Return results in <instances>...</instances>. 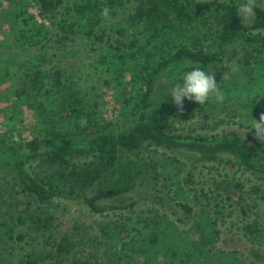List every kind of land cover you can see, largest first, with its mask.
Listing matches in <instances>:
<instances>
[{
  "label": "rangeland",
  "instance_id": "374dc122",
  "mask_svg": "<svg viewBox=\"0 0 264 264\" xmlns=\"http://www.w3.org/2000/svg\"><path fill=\"white\" fill-rule=\"evenodd\" d=\"M76 1L65 0L51 20L38 15L34 0H0V141L42 136L50 121L76 133L73 121L59 120V100L38 96L29 101L14 93L6 95L40 71L48 72L52 82L59 76L82 98L91 125L84 132L117 133L134 124L145 91L143 48L155 43L141 24L134 30L127 21L139 0H115L111 20L102 17L94 27L75 26L72 33L64 21L72 19ZM212 1L183 0L189 17L175 19L177 28L170 33L167 49L184 44L192 50L220 53L225 71L217 82L226 99L222 104L210 99L198 104L192 115L175 114L165 121L171 131L182 134L212 135L235 129L255 136L253 119L264 113V29L225 39L220 11ZM256 4L264 9V0ZM243 20L250 24V18ZM233 60L240 66L238 73L230 71ZM122 157L144 163L147 170L146 180L129 194L137 205L95 214L71 200L54 203L53 235L66 234L77 242L66 263L264 264V179L258 174L212 164L193 167L181 155L154 147ZM189 169L195 187L206 197L195 199L188 189L184 180ZM28 170L39 172L41 165L32 161ZM7 176L10 173L0 169L1 184ZM156 196L163 205L154 202ZM7 199V204L0 199V214H6L8 203L13 210L16 207L14 200ZM177 203L188 205L190 216L179 207L173 214L171 206ZM40 241L36 238L10 252L6 247L4 255L18 264L25 249L40 253L47 249Z\"/></svg>",
  "mask_w": 264,
  "mask_h": 264
},
{
  "label": "trees",
  "instance_id": "16d2710c",
  "mask_svg": "<svg viewBox=\"0 0 264 264\" xmlns=\"http://www.w3.org/2000/svg\"><path fill=\"white\" fill-rule=\"evenodd\" d=\"M64 1L34 0L38 15L51 20L60 12ZM212 2L220 11L218 21L225 31V39L241 37L245 31L264 29L262 7L257 5L255 15L247 24L237 15L239 5L245 0ZM103 3L110 9L115 0H77L72 4V19L64 21V25L72 33L75 26L94 27L102 19ZM188 17L183 0H139L128 14L130 26L135 30L141 24L155 43H150V48H143L145 91L139 99L135 122L126 130L117 133L84 132L91 125L88 113L83 110L82 98L71 86L62 84L59 76L52 82L48 72L33 73V76L22 80L21 87L6 93H14L29 101H35L38 96L45 99L53 97L56 102L59 100V120L73 121L77 131L61 130L60 123L50 121L42 136L10 143L0 141V169L11 175L3 178L4 185L0 183V199L5 204L7 198L12 199L16 206L13 210V205L4 204L6 214H0V264H15L12 256L4 255L6 247L10 252L15 246L30 245L29 241L36 238H40L44 243L42 246L47 249L43 253L25 249L18 264H69L66 262L77 242L66 234L53 235L54 203L71 200L84 204L95 214L134 207L138 200L129 194L146 180L147 170L144 163L122 156L137 153L143 147L181 155L190 160L193 167L212 164L252 172L264 179V144L252 134L230 129L212 135H190L168 128L166 117L192 115L198 106V103L185 99L181 112L173 103L170 89L177 83H183L184 74L199 67L219 81L225 71L223 58L218 52L192 50L184 44L174 50L167 49L170 47V33L174 27L177 28L175 19L185 21ZM44 35L47 36L48 31ZM131 57L135 58V55L131 54ZM119 58L122 59L120 55ZM60 70H57L59 75ZM81 117L87 118L85 127L77 123ZM32 161L40 163L39 172L28 170ZM184 181L195 199L206 197L200 188L195 187L192 170L187 171ZM156 201L164 204L158 196L154 198ZM171 207L173 214L179 207L190 216L191 208L186 204L177 203ZM177 219L182 221L180 217ZM18 227L23 230L16 232ZM70 264L97 263L75 260Z\"/></svg>",
  "mask_w": 264,
  "mask_h": 264
},
{
  "label": "clouds",
  "instance_id": "9594fccd",
  "mask_svg": "<svg viewBox=\"0 0 264 264\" xmlns=\"http://www.w3.org/2000/svg\"><path fill=\"white\" fill-rule=\"evenodd\" d=\"M256 7V0H245L244 3L239 5L237 15L244 19L251 18L255 15ZM111 11V9L105 6L101 10V16L105 20H111ZM229 67L232 73H238L240 71V66L236 60H233ZM170 95L173 103L181 112L183 111L185 99L202 106L210 99H214L220 104L226 99L222 85L217 82L215 76L206 73L199 67L186 72L183 77V83L175 84L170 89ZM253 121L251 129L255 130V139L264 142V113L259 116V120L253 119ZM77 123L81 127H85L87 125V118L81 117Z\"/></svg>",
  "mask_w": 264,
  "mask_h": 264
}]
</instances>
